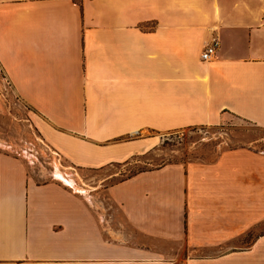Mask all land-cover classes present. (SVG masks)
<instances>
[{
    "label": "crops",
    "instance_id": "crops-1",
    "mask_svg": "<svg viewBox=\"0 0 264 264\" xmlns=\"http://www.w3.org/2000/svg\"><path fill=\"white\" fill-rule=\"evenodd\" d=\"M0 73L77 170L124 164L162 133L264 130V0H0ZM105 196L119 220L0 152V264H264V152L146 170Z\"/></svg>",
    "mask_w": 264,
    "mask_h": 264
},
{
    "label": "rangeland",
    "instance_id": "rangeland-1",
    "mask_svg": "<svg viewBox=\"0 0 264 264\" xmlns=\"http://www.w3.org/2000/svg\"><path fill=\"white\" fill-rule=\"evenodd\" d=\"M0 152L21 159L36 183L61 179L75 191L96 196L100 208H116L106 199L107 188L141 171L168 164L211 162L221 152L246 148L264 152V130L237 119L216 127H194L156 135V146L128 162L97 171L77 170L51 151L30 122L32 111L12 92L0 73ZM151 134V133H150ZM62 175V176H60ZM61 177V178H60ZM251 237V235H249ZM249 237L245 241L249 240Z\"/></svg>",
    "mask_w": 264,
    "mask_h": 264
},
{
    "label": "built area",
    "instance_id": "built-area-1",
    "mask_svg": "<svg viewBox=\"0 0 264 264\" xmlns=\"http://www.w3.org/2000/svg\"><path fill=\"white\" fill-rule=\"evenodd\" d=\"M217 47H218V43L216 39H213L211 44L207 46L206 49L201 54V60L202 61L208 60L212 55L215 54Z\"/></svg>",
    "mask_w": 264,
    "mask_h": 264
},
{
    "label": "trees",
    "instance_id": "trees-1",
    "mask_svg": "<svg viewBox=\"0 0 264 264\" xmlns=\"http://www.w3.org/2000/svg\"><path fill=\"white\" fill-rule=\"evenodd\" d=\"M141 172H143V171H141ZM138 173H140V172H138Z\"/></svg>",
    "mask_w": 264,
    "mask_h": 264
},
{
    "label": "bare ground",
    "instance_id": "bare-ground-1",
    "mask_svg": "<svg viewBox=\"0 0 264 264\" xmlns=\"http://www.w3.org/2000/svg\"><path fill=\"white\" fill-rule=\"evenodd\" d=\"M60 176H62V175H60ZM61 178V177H60Z\"/></svg>",
    "mask_w": 264,
    "mask_h": 264
}]
</instances>
